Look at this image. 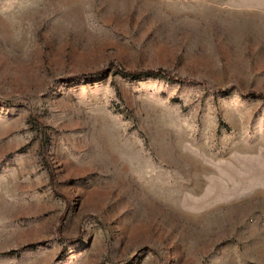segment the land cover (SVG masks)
Wrapping results in <instances>:
<instances>
[{
    "label": "rangeland",
    "instance_id": "374dc122",
    "mask_svg": "<svg viewBox=\"0 0 264 264\" xmlns=\"http://www.w3.org/2000/svg\"><path fill=\"white\" fill-rule=\"evenodd\" d=\"M0 264H264V0H0Z\"/></svg>",
    "mask_w": 264,
    "mask_h": 264
},
{
    "label": "trees",
    "instance_id": "16d2710c",
    "mask_svg": "<svg viewBox=\"0 0 264 264\" xmlns=\"http://www.w3.org/2000/svg\"><path fill=\"white\" fill-rule=\"evenodd\" d=\"M123 75L128 77H139V76H155V77H165L169 81L173 82H181L180 80H176L172 78L171 76H168L163 70L157 69V70H146L142 72H121ZM255 97H261L260 95H255ZM11 253H9L10 255Z\"/></svg>",
    "mask_w": 264,
    "mask_h": 264
}]
</instances>
